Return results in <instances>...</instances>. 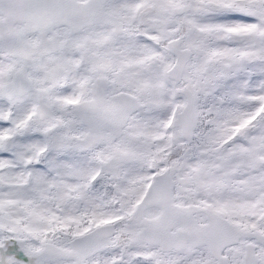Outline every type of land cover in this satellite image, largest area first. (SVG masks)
Instances as JSON below:
<instances>
[{
	"label": "snow or ice",
	"instance_id": "snow-or-ice-1",
	"mask_svg": "<svg viewBox=\"0 0 264 264\" xmlns=\"http://www.w3.org/2000/svg\"><path fill=\"white\" fill-rule=\"evenodd\" d=\"M0 264H264V0H0Z\"/></svg>",
	"mask_w": 264,
	"mask_h": 264
}]
</instances>
